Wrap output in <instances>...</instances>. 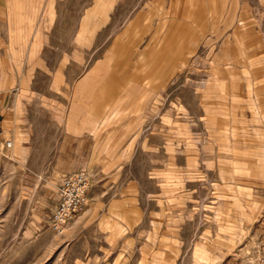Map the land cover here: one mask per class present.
I'll return each instance as SVG.
<instances>
[{
  "label": "rangeland",
  "instance_id": "obj_1",
  "mask_svg": "<svg viewBox=\"0 0 264 264\" xmlns=\"http://www.w3.org/2000/svg\"><path fill=\"white\" fill-rule=\"evenodd\" d=\"M0 108V264L264 256V0H0ZM81 114L104 142L57 234L53 159Z\"/></svg>",
  "mask_w": 264,
  "mask_h": 264
},
{
  "label": "crops",
  "instance_id": "obj_2",
  "mask_svg": "<svg viewBox=\"0 0 264 264\" xmlns=\"http://www.w3.org/2000/svg\"><path fill=\"white\" fill-rule=\"evenodd\" d=\"M101 96L102 94H100ZM93 109L96 110L97 124H99L104 119L102 113L105 106L98 104L97 108L93 107ZM89 120L87 114L65 118L64 131L53 159V165L59 168L61 174L74 173L80 169H88L96 165L94 164V158H97L96 152L104 142L105 133L99 131L89 132L87 130L90 125ZM2 135H4V130L1 128L0 138H2ZM225 215H227L225 211H219L216 218L220 220ZM257 221L258 226L264 229V210L258 214Z\"/></svg>",
  "mask_w": 264,
  "mask_h": 264
},
{
  "label": "built area",
  "instance_id": "obj_3",
  "mask_svg": "<svg viewBox=\"0 0 264 264\" xmlns=\"http://www.w3.org/2000/svg\"><path fill=\"white\" fill-rule=\"evenodd\" d=\"M11 145L10 141H6L4 147H0V156L4 148H9ZM91 188V176L86 169L63 176L57 189V204L49 223L54 232L63 234L77 219L88 203ZM256 264H264V256H260Z\"/></svg>",
  "mask_w": 264,
  "mask_h": 264
}]
</instances>
